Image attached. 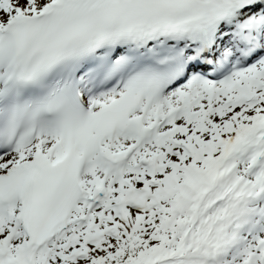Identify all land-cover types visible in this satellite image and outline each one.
I'll use <instances>...</instances> for the list:
<instances>
[{"label": "snow or ice", "instance_id": "obj_1", "mask_svg": "<svg viewBox=\"0 0 264 264\" xmlns=\"http://www.w3.org/2000/svg\"><path fill=\"white\" fill-rule=\"evenodd\" d=\"M0 264H264V0H0Z\"/></svg>", "mask_w": 264, "mask_h": 264}]
</instances>
